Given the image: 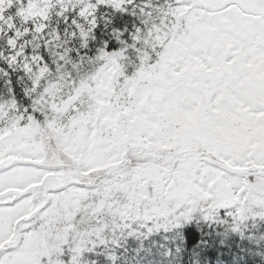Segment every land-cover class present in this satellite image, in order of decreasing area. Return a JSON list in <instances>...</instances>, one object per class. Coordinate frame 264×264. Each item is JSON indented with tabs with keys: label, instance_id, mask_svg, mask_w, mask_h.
I'll use <instances>...</instances> for the list:
<instances>
[{
	"label": "snow or ice",
	"instance_id": "1",
	"mask_svg": "<svg viewBox=\"0 0 264 264\" xmlns=\"http://www.w3.org/2000/svg\"><path fill=\"white\" fill-rule=\"evenodd\" d=\"M0 264H264V0H0Z\"/></svg>",
	"mask_w": 264,
	"mask_h": 264
}]
</instances>
